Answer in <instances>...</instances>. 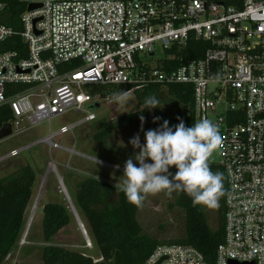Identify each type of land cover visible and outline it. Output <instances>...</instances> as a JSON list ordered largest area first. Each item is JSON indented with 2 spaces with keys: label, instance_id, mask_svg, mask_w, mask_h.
<instances>
[{
  "label": "built area",
  "instance_id": "2783aa9c",
  "mask_svg": "<svg viewBox=\"0 0 264 264\" xmlns=\"http://www.w3.org/2000/svg\"><path fill=\"white\" fill-rule=\"evenodd\" d=\"M19 1L24 48L0 52V106L12 116L5 139L68 112L85 116L0 163L36 145L82 156L60 140L106 100L87 87L188 85L195 122L211 120L222 136L224 237L213 264H264V0ZM4 12L0 3V19ZM14 34L0 22V43ZM191 39L201 42L198 58L185 57ZM7 85L29 87L7 96ZM143 264L209 263L193 246L161 244Z\"/></svg>",
  "mask_w": 264,
  "mask_h": 264
},
{
  "label": "trees",
  "instance_id": "16d2710c",
  "mask_svg": "<svg viewBox=\"0 0 264 264\" xmlns=\"http://www.w3.org/2000/svg\"><path fill=\"white\" fill-rule=\"evenodd\" d=\"M5 5L0 22L11 27L15 34L0 43V52H21L24 48L19 35V16L24 5L16 0H0ZM201 42L191 39L185 50L186 58H198ZM20 58L24 55H20ZM28 85H7L6 95L27 89ZM131 91L128 86L93 85L87 87L91 95H100L111 99V95L118 91ZM135 98L142 110L138 114H128L119 117L103 130L93 135V140L105 150L110 146L107 140L119 127L133 124L137 117L143 115L147 120V130L159 128L164 120L169 121V127L183 120L186 127L195 124L192 104V88L188 85H171L164 89L158 84L148 85L140 90H134ZM155 96L159 107L145 108V98ZM169 101V102H168ZM172 108L165 111V105ZM178 110L179 112H176ZM172 113V114H171ZM154 117L161 119L153 123ZM180 119H177V118ZM11 112L6 105L0 106V130L11 120ZM213 172L223 173V195L217 206V228L210 229L202 205H193L192 198L182 191L178 206L184 212V232L172 240L161 241L145 234L137 220L140 207L129 203L123 191L115 190L108 183L94 178H87L76 186V200L82 212L91 237L98 249L100 260H94L82 253L65 249L61 246L46 245L42 248V258L39 264H143L151 252L161 244L190 245L202 253L204 259L213 264L215 250L222 243L224 237V196L226 178L223 169L209 163ZM177 169L169 168L174 176ZM35 175L29 166H23L0 179V264L11 253L17 242L23 225ZM116 194V200L113 196ZM146 199H144L143 203ZM142 203V204H143ZM42 235L45 243H50L55 235L64 228L70 220V215L64 205L47 203L42 206Z\"/></svg>",
  "mask_w": 264,
  "mask_h": 264
},
{
  "label": "rangeland",
  "instance_id": "374dc122",
  "mask_svg": "<svg viewBox=\"0 0 264 264\" xmlns=\"http://www.w3.org/2000/svg\"><path fill=\"white\" fill-rule=\"evenodd\" d=\"M155 56L161 57L162 52L158 49ZM127 95V101L119 104L113 103L111 99L102 101L98 108L92 110L96 117L94 121L76 127L72 133L64 135L60 140L62 146L91 159L55 149L50 151L43 145H36L29 151L22 152L17 157L0 163V179L14 172L21 165H28L35 172L31 196L23 216V228L3 264H39L42 258V248L46 245L61 246L74 252L83 253L92 257L94 262L100 260L98 249L78 207L76 186L77 183L89 178L90 175H95L109 181L115 190L119 189L126 160L139 151L132 147L129 143L130 139L139 133L141 144L145 143L144 132L140 131L139 117L133 124L116 129L113 136L107 140L110 146L109 150H105L93 140L94 134L103 130L119 117L138 114L142 110L133 90L127 92ZM165 108V111L170 110L172 106L168 103ZM177 112L179 111L176 110L175 114ZM84 116V113L68 112L53 118L49 123L39 124L34 131L26 135L10 139H5L11 133L10 127L5 124L0 130V157L12 149L21 148L43 138L49 130L56 131L60 126L79 120ZM143 129L144 131L147 129L146 119ZM51 162L54 163V168H49ZM103 162L107 165L102 164ZM133 162L137 167L139 166L138 161L134 160ZM146 162L151 163L152 161L148 159ZM217 162L218 157L214 151L209 163L217 164ZM117 165L119 168L116 167ZM181 194V190H176L170 195L166 192L147 195L137 213V220L145 234L167 242L184 232V212L177 204ZM67 197L69 199L66 200ZM115 200L116 194L113 196V201L115 202ZM68 201L72 203L77 217L69 208ZM47 203L64 205L70 215L69 223L48 244L43 240L41 225V209ZM202 208L210 229L216 230L217 207L208 208L202 205ZM79 225H82L83 228ZM87 237L90 242H87Z\"/></svg>",
  "mask_w": 264,
  "mask_h": 264
},
{
  "label": "clouds",
  "instance_id": "9594fccd",
  "mask_svg": "<svg viewBox=\"0 0 264 264\" xmlns=\"http://www.w3.org/2000/svg\"><path fill=\"white\" fill-rule=\"evenodd\" d=\"M127 99V91L120 90L111 95V101L116 104ZM159 104L154 95L145 98V108L154 109ZM139 118L145 143L141 144L139 133L130 139L129 143L139 151L126 160L119 186L127 201L140 207L149 194L166 192L170 195L181 190L192 198L193 205L217 207L223 195L224 176L211 170L209 159L222 144L218 126L202 118L186 127L178 117L180 122L172 127H169V121L164 120L159 128L144 131L145 117L141 115ZM160 119L154 117L153 123ZM148 159L152 162L147 163ZM134 160L138 161V167ZM171 166L177 169L174 176L169 172Z\"/></svg>",
  "mask_w": 264,
  "mask_h": 264
},
{
  "label": "crops",
  "instance_id": "0c3cea01",
  "mask_svg": "<svg viewBox=\"0 0 264 264\" xmlns=\"http://www.w3.org/2000/svg\"><path fill=\"white\" fill-rule=\"evenodd\" d=\"M63 138V137H62ZM51 151V150H50ZM17 157V156H16ZM82 157H85V158H88V159H91V158H89V157H86V156H83L82 155ZM93 160V159H92ZM102 164H104V165H107L106 163H102ZM23 166H26V165H21L20 167H23ZM28 166V165H27ZM20 167H18V168H20ZM50 168V167H49ZM17 170V169H16ZM15 170V171H16ZM32 171L34 172V170L32 169ZM34 175H35V172H34ZM89 178H94V179H97V180H99V181H102V182H105V183H108V184H110L111 186H113L109 181H107V180H105V179H102V178H99V177H97V176H95V175H90V177ZM114 187V186H113ZM83 254V253H82ZM85 255V254H84ZM92 258V257H91ZM95 261V260H94Z\"/></svg>",
  "mask_w": 264,
  "mask_h": 264
},
{
  "label": "bare ground",
  "instance_id": "6f19581e",
  "mask_svg": "<svg viewBox=\"0 0 264 264\" xmlns=\"http://www.w3.org/2000/svg\"><path fill=\"white\" fill-rule=\"evenodd\" d=\"M68 205H69V208L71 209L72 213L77 217V213L75 212V210L73 208V205H72V203L70 201H68ZM78 221H79V219H78ZM79 224H80V222H79ZM82 232H83V230H82ZM86 239H87V242L88 241L90 242V240L88 239V237Z\"/></svg>",
  "mask_w": 264,
  "mask_h": 264
},
{
  "label": "water",
  "instance_id": "95a60500",
  "mask_svg": "<svg viewBox=\"0 0 264 264\" xmlns=\"http://www.w3.org/2000/svg\"><path fill=\"white\" fill-rule=\"evenodd\" d=\"M16 1H19V0H16ZM38 6H29L28 9H33V8H36ZM97 107V104L95 105ZM69 199V197L66 198V200ZM78 222V221H77ZM81 228H83L82 225H79ZM230 264H235V263H230Z\"/></svg>",
  "mask_w": 264,
  "mask_h": 264
}]
</instances>
